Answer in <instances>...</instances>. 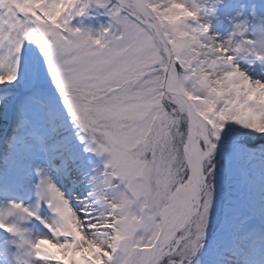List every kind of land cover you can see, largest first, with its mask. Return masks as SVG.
Returning a JSON list of instances; mask_svg holds the SVG:
<instances>
[{"label":"snow or ice","instance_id":"obj_1","mask_svg":"<svg viewBox=\"0 0 264 264\" xmlns=\"http://www.w3.org/2000/svg\"><path fill=\"white\" fill-rule=\"evenodd\" d=\"M0 264H264V0H0Z\"/></svg>","mask_w":264,"mask_h":264},{"label":"bare ground","instance_id":"obj_2","mask_svg":"<svg viewBox=\"0 0 264 264\" xmlns=\"http://www.w3.org/2000/svg\"><path fill=\"white\" fill-rule=\"evenodd\" d=\"M221 184L223 186L224 191H228V187H229V182H228V177L225 176L224 178H222ZM235 188V184H233V187L231 189V191Z\"/></svg>","mask_w":264,"mask_h":264},{"label":"rangeland","instance_id":"obj_3","mask_svg":"<svg viewBox=\"0 0 264 264\" xmlns=\"http://www.w3.org/2000/svg\"><path fill=\"white\" fill-rule=\"evenodd\" d=\"M225 193H227V191H225ZM232 194H233V198L236 199L237 197L241 195V192L235 186V188L232 190Z\"/></svg>","mask_w":264,"mask_h":264}]
</instances>
